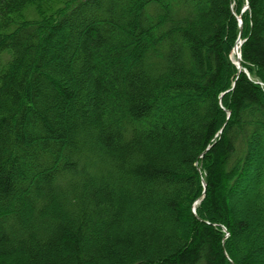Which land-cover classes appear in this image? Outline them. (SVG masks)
Returning <instances> with one entry per match:
<instances>
[{
    "label": "trees",
    "instance_id": "16d2710c",
    "mask_svg": "<svg viewBox=\"0 0 264 264\" xmlns=\"http://www.w3.org/2000/svg\"><path fill=\"white\" fill-rule=\"evenodd\" d=\"M247 4L0 0V264H264Z\"/></svg>",
    "mask_w": 264,
    "mask_h": 264
},
{
    "label": "water",
    "instance_id": "95a60500",
    "mask_svg": "<svg viewBox=\"0 0 264 264\" xmlns=\"http://www.w3.org/2000/svg\"><path fill=\"white\" fill-rule=\"evenodd\" d=\"M238 23H239V40L237 42L239 43V46H240L241 45L240 36H241V32H242V22H241V18L240 17L238 19ZM236 49H237L236 47L233 49V52L234 53H236ZM236 67L238 69L237 74H236V76H237L239 74L240 68H241V64H240V53H239V58L237 59V62H236Z\"/></svg>",
    "mask_w": 264,
    "mask_h": 264
},
{
    "label": "bare ground",
    "instance_id": "6f19581e",
    "mask_svg": "<svg viewBox=\"0 0 264 264\" xmlns=\"http://www.w3.org/2000/svg\"><path fill=\"white\" fill-rule=\"evenodd\" d=\"M237 53H238V51H237ZM237 53H233V54L231 55L232 61H233L234 63H236V61H237V57H238V54H237Z\"/></svg>",
    "mask_w": 264,
    "mask_h": 264
},
{
    "label": "rangeland",
    "instance_id": "374dc122",
    "mask_svg": "<svg viewBox=\"0 0 264 264\" xmlns=\"http://www.w3.org/2000/svg\"><path fill=\"white\" fill-rule=\"evenodd\" d=\"M245 200L244 201H238V203L236 204L237 206H239L240 208L242 207V206H244L245 207Z\"/></svg>",
    "mask_w": 264,
    "mask_h": 264
}]
</instances>
